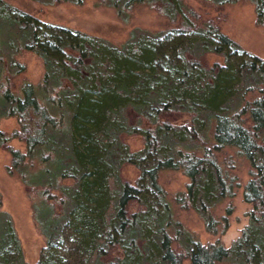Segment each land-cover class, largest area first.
I'll list each match as a JSON object with an SVG mask.
<instances>
[{
    "label": "trees",
    "instance_id": "16d2710c",
    "mask_svg": "<svg viewBox=\"0 0 264 264\" xmlns=\"http://www.w3.org/2000/svg\"><path fill=\"white\" fill-rule=\"evenodd\" d=\"M194 1L216 17L185 0H98L124 23L135 7H147L171 25L133 30L116 46L0 0V121L17 123L0 129V149L45 241L35 264H264V59L219 25L224 7L247 2L264 26V0ZM23 52L42 62L37 85L15 83ZM130 136L141 147L132 149ZM235 157L249 168L248 222L228 247L203 244L174 206L194 211L207 232L224 233L232 209L215 211L240 187ZM126 166L138 171L135 180L123 177ZM163 171L186 176L185 189L170 197ZM1 199L0 264H28Z\"/></svg>",
    "mask_w": 264,
    "mask_h": 264
},
{
    "label": "rangeland",
    "instance_id": "374dc122",
    "mask_svg": "<svg viewBox=\"0 0 264 264\" xmlns=\"http://www.w3.org/2000/svg\"><path fill=\"white\" fill-rule=\"evenodd\" d=\"M33 16L51 23L61 24L73 29H77L98 37H102L111 44L120 46L125 42L131 31L137 33H156L170 27V23L153 10L147 7H135L132 10L130 19L124 23L116 16L111 7L97 5L98 0H85L82 5L60 3L53 6L42 5L31 0H4ZM188 5L202 14L205 18H215L217 11L207 8L194 0H185ZM225 19L220 21L221 31L236 41L245 50L264 59V26L256 24L254 7L252 4L243 2L223 8ZM17 60L25 65V71L18 75L15 83L27 80L37 85L43 76V65L41 60L32 53L23 52L17 56ZM220 61L217 56H208V62ZM184 118L177 120V124L185 122ZM17 127L14 118L2 119L0 129L10 132ZM132 149L141 147L142 140L138 136H130L125 139ZM11 144L15 148L24 150V144L13 140ZM228 154L234 151L227 150ZM237 164L234 174L239 179L240 187L235 191L234 197L225 200L217 207L216 215H222L227 207H231L232 213L229 215V227L224 233L217 235L205 230L203 222L192 210H183L174 206L177 219L187 229L196 234L203 244H208L216 240L226 247L230 246L236 239L240 230L247 224L246 213L250 205L242 198L243 186L249 178V168L247 163L241 158H234ZM9 154L0 149V193L2 209L8 212L14 221L17 234L21 241L22 251L25 261L28 264H35L40 251L45 245L44 238L36 228L30 208V199L21 183L15 178L7 175L5 166L9 164ZM122 175L127 180H135L138 171L131 166H126ZM188 179L179 171H163L160 175V182L164 186L170 197L185 189ZM183 264H188L184 261Z\"/></svg>",
    "mask_w": 264,
    "mask_h": 264
}]
</instances>
